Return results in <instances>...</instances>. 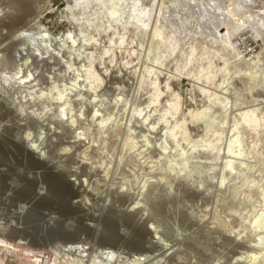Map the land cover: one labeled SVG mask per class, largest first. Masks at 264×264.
Masks as SVG:
<instances>
[{"label": "bare ground", "instance_id": "bare-ground-1", "mask_svg": "<svg viewBox=\"0 0 264 264\" xmlns=\"http://www.w3.org/2000/svg\"><path fill=\"white\" fill-rule=\"evenodd\" d=\"M27 1L28 0H11V2L16 5L13 6L17 7V11L10 12L7 8L5 10L3 9V14L2 16H0V21H1L0 25H11L16 23L19 24L23 22L27 18V16H31V11H29V9H25V5L26 8L28 7L27 4H25ZM73 1H74L73 3L66 2L65 4L64 10L69 12L67 19H69L71 22L72 21H76L78 23L86 22L89 25L91 23H94L98 32H97V36L94 35L95 33L91 36H86L84 34L83 28H80L77 33L68 31L65 36L66 37L65 39H69L71 42L70 45L74 48V52H72L74 54L72 56L66 55L63 52V49L66 46H68L66 45L67 40L65 41L64 38H62L60 45H58L59 42L58 43L56 42L57 39H55L54 36L49 34L48 31L44 29H39L38 27L37 28L27 27V26L23 28L21 27L14 33L13 37L11 38L16 41L15 42L16 46L14 48L11 47L8 50L4 49L6 42H3L2 39L5 36H4V32L2 31V27H0V50H6L5 53L1 52L0 55L2 57H5V59L7 58L9 60V63L13 65L11 69L12 71H5L4 73L5 78L3 77L4 78L3 82H0V86L3 87L1 91L4 92L5 90H8V88L12 85L27 86L29 90L28 89H24V90L30 93V95L32 96L31 92L35 88L36 89L40 88L38 90V93L34 92L35 93L34 95L39 97L46 94L50 95L52 94L53 90H56V94H52V97H54V99L58 101V104L54 106V111H50L47 109L48 111L43 110L41 114L39 111L33 109L32 106L30 107V111H31L30 116L31 115L35 116V119L33 120V123L35 124L33 126L34 127L36 126V128L38 126V129L42 128V131H39L37 129L38 135L36 136L30 135L31 133L30 130L29 131L26 130L24 131V133H18V132L17 134L13 133V135L15 136L14 139L19 141V146L22 149V151L28 153L34 152L35 160H36L35 166L39 167L40 169L34 170V173L30 176L27 175L26 181L22 183L19 187H16L19 184V182L17 185L15 184L10 186V187L14 186V189H16V191L14 190L15 191L14 195L17 196L18 200H24L25 198L26 199L24 200L23 203L21 202L22 204H18L17 208L12 211V215L14 216V218L9 222H13L12 224H10L13 226L12 227L8 226L9 228L7 229L11 230L10 232L13 234L19 233L17 231L21 230L20 229L21 226L19 224L23 222L22 217L24 216L23 212L25 208H27V210L25 209L26 210L25 217L34 218L36 207H38L39 205H48L55 203L59 207L71 209L73 211H79L77 214V222H76L77 224H75L71 232L69 231V228L72 227L74 223L72 224L71 221L70 223L69 222L65 223V221L64 222L62 221L63 222L62 224L61 222L58 221L59 217L56 220V215L55 214L53 215V213L49 214L47 217H44V221H43L44 222L43 226L44 225L47 226L49 230L48 232L52 234H55L56 232H60L61 234L64 232L71 234L68 238H66L65 241L66 243L60 242L59 243L60 245L58 243L55 244V246H57L56 247L57 252H64L66 253V256L67 254L71 255V259L67 261V264H146L147 262L153 264H159L161 260L162 262H165V259H162L165 256L169 257L172 254L178 253L180 249L183 247V246L181 247L183 241L187 238L188 234H190L195 228H198L200 230L201 228H203V230L204 228H206L208 231H210L211 234H213L212 235L213 240L211 242L212 244L230 247L229 248L231 250L230 258L229 257L225 258V256H221L223 258L220 259L219 256V258H215L217 259L218 263H216L217 261L216 262L214 261L215 263L213 264H264V192H263L264 187L260 188L261 191L259 193H257L258 191L255 192L257 195L258 194L262 195V197L260 195L259 197L263 198L262 199L263 204H261L258 211L256 210L255 212L254 210L255 214L252 215L250 219L248 218L249 222L247 225L245 224L246 226L244 225L243 227L239 228L240 226L243 225V223L246 220L245 221L244 219L237 220L236 218H234L231 221L232 223L231 227L229 228L228 225L227 226L228 229H227L225 228L226 224L224 225L223 221H221L220 223L218 222L212 223V221H207L206 213L196 212V214H193L190 210L187 209L188 208L187 205L185 206L181 205V207L176 208L174 212V214L176 213L174 218L176 219L177 222V227H176L177 230L171 229L172 231L170 230L167 232L164 229L163 230L153 229V227L151 228V226L148 225V222L155 218L154 216L149 214L150 213L149 210L145 209L148 206H146L145 208L143 207V204L145 202L142 204L143 201L142 198L138 197V196H142L140 195L141 188L144 186L145 183H141L142 185H140L137 189L134 188L135 190L130 189L131 187L129 186L131 183L129 184V186L126 184V186H128L129 188L123 187L125 186L122 183L123 181L121 182L122 185L111 184L110 186L107 187L105 186L106 189L105 188L104 189L106 191V194L110 196L111 200H109V202H106L105 198H103L102 194H100L98 199L100 200L103 199L102 201L104 202H102L101 204L102 206L99 209L100 213H97V216L99 215L100 220L104 224L105 231L99 234L101 237L100 241L99 242L95 241V243H97V247L93 248L95 246L94 245L93 247H90V249L88 250L89 244L87 239L85 240L86 237L83 238L81 237L82 235L81 236L79 235L83 231H86L88 233L90 231L91 232L90 236H96L94 232H96L97 230L96 226L98 225H94L92 223L91 226L89 224L90 221L84 222L85 219H95L96 218L94 214L95 212L92 213L93 211L87 209L86 206L84 205V201H85L84 199L86 197L85 192L81 193L80 198L78 199L75 198L72 201L75 202L78 200H82L83 203L82 205L79 206L78 204H71L69 202L64 203L63 201L64 195L61 193V191L63 188L64 181L67 182L70 188L74 189L75 187L78 188V185L80 183L82 184L86 177L89 179L93 177L92 180H94L98 177L102 178L103 176L104 177L107 175L109 176L108 174L109 172L107 170V166L109 164L104 167L101 165L103 168L100 167L101 169H99L98 165H91V164L86 165L85 164L86 161L83 160V158L78 157V158H74L76 159V164L73 166L57 167L58 163H60L61 161V157L68 152L71 146L68 144H63L60 147L61 149L60 150L58 149L60 152L57 153V157H58L57 159L56 157L54 159L53 156L48 157L47 154L48 149L44 148L45 146L50 145V143L53 140L52 138L49 137V135L57 132L56 130L57 126L55 122L56 118L66 116V117H70L72 121L76 119L75 116L73 115H79V114H74V112H72L74 111L72 106L73 103L78 104L76 111L78 112L83 111L84 107H82V104L79 105V102L77 100L84 99L83 102H85V107H87L88 104L93 103V109L92 108L89 109L88 107V109L86 108L85 111L90 110L89 111L90 120L94 118L93 122L97 126L99 125L100 127H103L105 125V122L110 120L111 116L113 115V114L111 115L110 113L103 115L101 112H99L98 106L100 104H98L99 103L98 100L101 93L96 92V87L100 85L101 81L105 80L104 81L106 84L104 85L105 90L108 89L113 92H116L119 95L118 97H121L120 94L123 93L121 91H123L122 89L124 86L122 84L121 86L120 84L115 83L116 81H121V78H119L120 76L117 77L118 74L116 75L112 72H109L110 70L108 71L109 73H107L106 69H102V71L100 70L98 71L97 65L94 64L95 63L94 51H96L95 49L97 46L101 45L102 49L104 50L102 53L97 55L100 60L103 59L101 54H103L104 56V54L107 52L109 53L113 52L111 51L112 46L110 44H107L105 46L103 43L106 39L105 38L106 36L108 40H110V42H113L114 39L116 38L119 39L120 43H124V41H126V45L129 46V48L133 45L132 42L134 41L133 39L134 36H138V35L139 37L145 36L150 41H153L154 39H158L162 41V39L164 38L163 43L169 41L170 49L169 48L168 49L173 50L176 46H178V42L176 40L178 39V37H175V33L176 35H178L177 33L184 31L185 34L192 35L191 37H194V34L196 35V33L200 34V36H202L201 34H204V37L206 36L207 39L205 40L203 39V41L206 44L207 43L211 44L212 51L210 52H212V54L209 55L206 66L202 67L199 70L201 72L205 69V73L203 74L204 82H208V84H210L212 88L217 89L219 92L209 91L207 88H203L205 85L202 87L201 84H199L201 87L198 86V89L199 90L201 89L202 92H206L205 93L206 102L204 101V103L200 105L198 104L199 102L198 99H197L198 102L197 103L195 102L196 99H193L194 96L191 97L189 95L187 96L186 94V96L182 95V97L180 98L176 90L175 91L171 90L169 91L170 95L173 94L174 97H170L169 99L166 98L167 100L164 99L165 101L168 102L161 111L160 116L156 118L157 120L155 119L154 121H149L148 118L150 119L151 116L150 113L152 112L150 111L149 108L151 107V103L153 105V103L160 101L158 99L159 97L161 98V96H159L161 92L165 91V89L166 90L170 89L169 77L171 75L168 74L170 72L168 73L166 72L168 74L167 76L165 75L166 77L162 73L160 76L159 73L161 71L159 70L161 68L159 70L156 69V65L162 64L163 60L165 59L164 58L165 55L158 52L156 56L154 55V57L151 58L153 61H155V64L147 63L144 64L142 67L143 71L139 82H142L141 78L143 76L144 71L145 72L152 71L154 74V78H153L154 86L152 87L153 91L152 93H150L148 97V101L146 102L144 101L146 105L145 106L141 105L142 107L140 106V108L135 107L136 105L133 106L132 109H130L128 117L123 122L124 124H122L121 122H115L114 124L116 126H119L121 123L123 126H126L125 133H123L124 140L125 142L127 141L126 143H128V141H131L132 143L133 141L134 142L136 141V137L134 136L135 128H132V126L141 127L142 126L141 123L143 122V124L145 125L144 129H146V131L145 133L144 132L138 133V136L142 137V141L144 140V142L143 143L141 142L142 144L141 143L140 144L142 146L145 145L153 148V146L158 143L159 146L162 148V150H165L167 147H170V145L168 146V144L171 142L170 140L172 139L173 141L175 138H177V136H179L181 140L186 142L185 145H187L186 148L183 147L182 150H179L180 153L176 154L177 156L179 154L187 155V159L184 161H180V163L183 162L182 163L183 165L186 163V161L190 163L191 161H195L196 164L197 162L206 163L208 166V169H206L208 170V173L209 170L210 172L211 170H213L215 171L214 174L215 173L219 174L220 178L218 179V182H214L213 177H215V175L212 176L211 174L209 175V177L210 176L212 177L210 178L208 177L206 183L202 182L204 180L201 179H199V181L194 182L191 177L189 178H191L190 180L192 181L189 182L186 181L185 179L188 175L185 173L186 174V176L184 175L185 180L179 177L173 178L174 183L181 189L182 194L189 196V198L192 196L191 198L195 197L201 201L208 199V197L212 195L211 193L213 189L217 190L218 189L217 186H218L219 187L218 190H220L222 182L228 175H230V173L232 174L235 172H240L245 167L247 168L249 167L247 162L249 160L245 158L246 148H244L243 146V137L244 135L249 134L251 132L257 133V129H259L261 126L264 127V60H262L264 56V0H73ZM73 8L81 9L82 15H80L79 17L73 15L72 13V11L74 10ZM62 11L63 10H61V12ZM179 22L183 25L187 24V26L183 27V29L180 27L181 30H178L179 28L178 25L177 27H175V25ZM101 33H104L106 36L101 38V36L104 35V34L102 35ZM111 34L113 36L115 35V38L113 36H110ZM182 38H185L184 35ZM189 40H191V38ZM55 43H57L58 46H55ZM190 45L192 48H194L193 44H189V47ZM206 46L207 45L201 47H206ZM206 48H207L206 50L209 51L210 47L209 48L206 47ZM220 48L221 50L222 48H224V50L227 49V51L224 53H220L221 55H219V58L213 61L211 56L213 57L215 54L221 52L219 51ZM131 50L132 52L134 51V49ZM112 55L110 58L108 57L109 61L113 60L112 58L114 56L112 57ZM69 57L72 58L70 59ZM75 57H77V59L78 58L86 59L87 62L85 61L86 63L84 62V63L76 64V61L74 60ZM201 57L203 56H200V58ZM232 60L233 61L238 60L242 62L245 65L244 71L242 72L240 71L241 73H239L238 70L236 71V69L230 71L228 69L229 66L228 64ZM148 61L149 59L147 61L145 60V62ZM260 61L263 62H261L260 64ZM61 66L63 67L61 68ZM68 70H72L71 79H66L64 77L66 71ZM164 70L162 71L163 73ZM218 70L221 77L223 78L219 82H216L217 80L215 81L214 77L216 76L215 74L217 73L216 71ZM165 71L168 70L166 69ZM40 74H42V76L45 75L43 76L44 81H41L38 78ZM107 74L108 77L105 79L104 76H106ZM189 74L187 73V75ZM199 75H198L199 77L198 80L201 79ZM229 78L231 79L228 81ZM196 80H197V76H196ZM43 82L44 84L42 85ZM161 82L162 84L161 86H159ZM199 83H201L200 80ZM237 84H240V86H238ZM241 84L243 86H241ZM163 86L164 89L161 91L160 88L162 89ZM117 89L118 91H116ZM171 89H173V87ZM242 90H245L246 92L243 94ZM2 97L0 98V100L5 101L7 105L6 108L4 107L3 110H0V120L1 118L4 117L3 113L8 112L7 107L11 106V99L8 98L7 100L6 98V100H4L5 97L4 98ZM112 97L116 98V96L115 97L112 96ZM167 97H169V94ZM136 98H139L138 95ZM29 99L32 100V97H29ZM100 99L102 100V98ZM152 107L154 109V105ZM0 108H1V104H0ZM142 109L144 110V112L142 115H140L142 113ZM167 114H170L173 117V120H171L173 122L171 124L168 123V125L166 122L167 117L164 118V116ZM137 115L141 116L140 118L141 122L139 121L140 124L137 123L138 121ZM10 118L12 117H9L0 122L2 129L4 128L6 130L8 128L9 123L7 121ZM131 118H133V120L138 125L137 124L133 125V123L130 122ZM168 119H170V117ZM162 121L166 122V124L164 125V132L159 133V130L156 129V126H158L157 125L158 122H160L161 124ZM103 122L104 125H102ZM147 132L154 133L153 136H151L152 134H149L153 139L152 143L150 142L151 139L148 136ZM224 133L225 136L227 137L226 144L222 147H219L218 141L223 138ZM84 134L85 131L84 129H82V132L79 135L82 138H84L85 136ZM79 135H78V139L80 138ZM134 138L135 140H133ZM162 142H164V144ZM175 145L179 146L180 144L175 140ZM210 149H215V152L211 154ZM72 151L73 149H71L69 152ZM84 151L85 149L80 151V153L82 154V152ZM85 155L86 154H84V156ZM42 158H46L45 160L46 163L41 162ZM185 158L186 156L183 159ZM112 161L110 163H112ZM142 162L144 163V161ZM119 164L120 163L118 161V165ZM149 164L146 165L150 166L151 164L150 165ZM198 165H200V163ZM149 168L151 169L152 166ZM159 170L157 172H159ZM150 172L151 171L149 170V173ZM153 172H155V170ZM69 174H75V177L69 178L67 180L65 176ZM159 175L154 180L151 179L148 180L147 177H146L147 179L143 180V182L146 183L150 182L151 186L147 188L150 189L151 187L153 191L156 190V194H158L160 197V199L156 203L153 202L155 208L157 209H159L161 206L163 207L165 201L167 200V196L161 194V191L163 190V186H164L163 183L161 182V178H163L162 177L163 174L161 175L160 178ZM31 176H35L36 178L29 180V177L31 178ZM114 176L115 175H113L112 177ZM42 177L46 182L45 185L41 183L36 185V188H34L35 187L34 183L37 182L38 180H42ZM151 177L152 176H149V178ZM202 177L203 176H201V178ZM189 178H187V180ZM163 179L164 180L162 181L164 182L166 179L165 177ZM75 180H77V183L75 182ZM124 180L126 181L127 179ZM111 182L116 184V182L118 181L114 182L111 180ZM256 183L257 181L254 182V184ZM83 186L84 187L87 186L86 189L87 191L91 190L88 180L87 183ZM83 186L82 188H80V190H84ZM149 189L148 192L150 191ZM171 189L173 190V187ZM132 196L133 199H131ZM5 200H6V195H2V197H0V202L4 203ZM145 200L146 199H144V201ZM190 203L192 202L190 201ZM200 203L202 204V202ZM208 204L209 203H206L207 206ZM197 205L200 204L198 203ZM94 206L96 207V205ZM191 209H193V207ZM145 210L147 211V213L145 212ZM200 210L201 209H199V211ZM144 212L146 213L145 215ZM152 223L154 224L153 220ZM119 224H123V225L125 224L126 227L117 229V226ZM26 225L28 226L29 224ZM6 226L7 224L0 223V232L1 231L4 232L6 230ZM245 228H248L247 230L248 232H246L247 235H245L246 237H244L243 235ZM193 237L196 236L193 235ZM76 244H81V246L85 245L86 252L80 254L72 252L71 247L75 246ZM225 254L226 253H224V255ZM195 259L193 258V260ZM8 262H11V258H8Z\"/></svg>", "mask_w": 264, "mask_h": 264}, {"label": "rangeland", "instance_id": "rangeland-1", "mask_svg": "<svg viewBox=\"0 0 264 264\" xmlns=\"http://www.w3.org/2000/svg\"><path fill=\"white\" fill-rule=\"evenodd\" d=\"M66 2L73 3L74 1L73 0H28L25 3V4H27L28 7L26 8V5H25V9H29V11H31V16H27V18L19 24L16 23V24H11V25H0V27H2V31L4 32V36H5L2 39L3 42H6L4 49L8 50L9 48H11V47L14 48L16 46V44H15L16 41L14 39H11V38L13 37L14 33L18 29H20L21 27L22 28L26 27V26L27 27H34V28L38 27L39 29H44V30L48 31L49 34L54 36L55 39H57L56 42L57 43L59 42L58 45H60L62 38H64L65 41L67 40L66 45H68L69 47L66 46L63 49V52L66 55L72 56L74 54V53H72V52H74V48L70 45L71 44L70 40L65 39L66 38L65 36H66L68 31H71L73 33L74 32L77 33L80 28H83L84 34L86 36H91L94 33H95L94 35L97 36L98 31H97L94 23H91L89 25L86 22L85 23L84 22L78 23L76 21L71 22L69 19H67L69 12L64 10ZM13 5H15V4H13L11 2V0H0V9H1L0 10V16H2V14H3V9L5 10L6 8L10 12L17 11V7H15L16 5L15 6H13ZM73 9H74L72 11L73 15H75L76 17H79L80 15H82L81 9H78V8H73ZM61 10H63V11L61 12ZM180 24H181L180 22L177 23L175 25V27H177V25H178L179 28L181 27L183 29V27L187 26V24H184V25L183 24L180 25ZM179 28H178V30H181V28L180 29ZM101 34L103 35L104 33H101ZM177 34L178 35H176V33H175V37H178V39H176L178 42V46L175 47L176 49L174 48L175 50L174 49L169 50L170 49V43H169V41L168 42L166 41V42H164L165 43L164 44L163 43L164 38L163 39L161 38L162 41L158 40V39H154L153 41H150L145 36H140V37H139V35L134 36V38H133L134 41L132 42L133 45L129 48V46L126 45V41H124V43H120L119 39L116 38V39H114L113 42H110V40H108V38L105 34L103 36H101V38L106 36L105 37L106 39L103 43L105 46L107 44H110L112 46L111 51H113V52L112 53L107 52L104 54V56H103V54H101V56L103 58L101 60L102 61L104 60L102 62L98 58L97 55L102 53L104 50L102 49L101 45L97 46L95 49L96 51H94V54H95V58H94L95 63L94 64L97 65L98 71L99 70L102 71V69H106L107 73L112 72L116 75L118 74L117 77L120 76L119 78H121V81H116L115 83L120 84V85L122 84L124 86L122 89L123 91H121L123 93H121V94L119 93L122 98L118 97L119 95L116 92H113V91L108 90V89L105 90V86H104V85H106L104 82L105 80L101 81L100 85L96 87V92L101 93L99 96V100H98L99 101L98 104H100V105L99 106L97 105L99 107V112H101L103 115H106L109 113L111 115L113 114L111 116L112 119L110 118V120L106 121L105 125L103 122V124H102V125H104L103 127H100L99 125L97 126L93 122L94 118L90 120V113H89L90 110L85 111L86 108L88 109V107H89V109H91V108L93 109V103L88 104L87 107H85V102H83L84 99L83 100H77L79 102V105L82 104V107H84V109L82 108L83 111H80V112L76 111L78 104L73 103V105H72L73 110H74L72 112H74V114H79V115H73V116H75L76 119H74L72 121L70 117H66V116H62L60 118L55 119L56 126H57V129H56L57 132L49 135V137L52 138L53 140L50 143V145L44 147L45 149H48L47 150L48 157L53 156L54 159H55V157L57 159L58 158L57 153L60 152L59 151L61 149L60 147L63 144H68L71 146V148H69L68 152L61 157V161H60V163H58L57 167H59V166H64V167L73 166L76 164V159H74V158H78V157L83 158V160L86 161V163H85L86 165H88V164L98 165L99 169H101L100 167H102V166L104 167V166H107L108 164L110 165V166L109 165L107 166V170L109 172V173L108 172L107 173L109 174V176L108 175L105 177L103 176L102 178L98 177L94 180H92L93 177H91L90 179L86 177L82 184L81 183L79 185L75 184V185H78V188L75 187L74 189L70 188V186H68L67 182L64 181L63 188L61 191V193L64 195V198H63L64 203L69 202L71 204H78L79 206L82 205V203H83L82 200H78L75 202H72V201L75 198H77V199L80 198L81 193L85 192L87 198L85 197V199H84L85 200L84 205L86 206L87 209L93 211L92 213L95 212L94 213L95 217H96L95 219H85L84 222L90 221L89 224L91 226H92V223L94 225H98V226H96L97 227L96 232H94L96 236H90V234H91L90 231H89V233L86 231H83L79 235V236L82 235L81 237H83V238L86 237L85 240L87 239L88 244H89L88 250L90 249V247H93L94 245L95 246L93 248L97 247V243H95V241L99 242L100 238H101L99 234L101 232L103 233V231H105L103 222L100 220L99 215L97 216V213H100L99 209L101 208V206H102L101 204L104 201H102L103 199H101V200L98 199V197L100 194H102V196H103V198H105L106 202H109V200H111V199H110V196L106 194L105 186L107 187V186H110L111 184L112 185H122L121 184L122 181H123L122 182L123 185H125L123 187H128L129 184L131 183L132 185L130 184V186H129V187H131L130 189H134V188L137 189L140 185H142L141 183H145L144 186L141 188V194L140 195H142V196H138V197L142 198V200H143V201L141 200L142 204L144 202L146 203V205H145V203L143 204V207L145 208L146 206H148L145 209L149 210V212H150L149 214H151L155 218V219H152L154 221V224L152 223V220H150L151 222L149 221L150 223L148 222V225H150L151 228L153 227V229H160V230L164 229L167 232L170 231L171 229L177 230V228H176L177 222H176V219L174 218L176 213L174 214V212H175L176 208L181 207V205L182 206L187 205L188 206L187 209L190 210L193 214H196V212L206 213L207 214L206 215L207 221H212V223H217V222L220 223L221 221H223L224 225L226 224L225 228L228 229L227 226L229 225V228L231 227V224H232L231 221L234 218H236L237 220H240V219H244V221L246 220L243 223V225L240 226L239 228L243 227L245 224L247 225L250 217H252V215L255 214L256 210L258 211L261 204H263L262 203L263 198H261L262 195H260V194L257 195L255 193L257 191H258L257 193H259L261 191L260 188L264 187V127L263 126H261L259 129H257V133L251 132L249 134L244 135V137H243V146H244V148H246V151H245L246 157L245 158L247 160H249V161H247L249 167L248 168L245 167L240 172H235L232 174L230 173V175H228L224 179V181L222 182L220 190H218L219 189L218 186H217V188H218L217 190L213 189V191L211 193L212 195H210L208 197V199H205L206 202H205V200L201 201L195 197L191 198L192 196L189 198V196L182 194L181 189L177 185H175L173 178L179 177V178H183V180L186 179V181H189V182H191L192 180L195 182V181H199V179H201V180H204L202 182L206 183V180H208L207 178L209 177V175L212 174V176L215 175V177H213V181L218 182V179L220 178L219 174H217V173L214 174L215 171H213V170H211V172L213 171L212 173L209 170V173H210L209 174L208 170H206V169H208V166L206 163H203V162H199L200 165H198L199 164L198 162L196 164L195 161H191V163L186 161V163L184 162L185 163L184 165L182 164L183 162L180 163V161H184L187 159V155L186 154H183V155L179 154L177 156L176 154L180 153L179 150H182L183 147L186 148L187 145H185L186 142L181 140L179 138V136H177V138H175L173 141L171 139L170 140L171 142L169 141L170 143L168 144V146L170 145V147H167L165 150H162V148L159 146L158 143L156 145H154L153 148L149 147V146H145V145L142 146L141 144L144 142V140L142 141V137L138 136V133H140V132L145 133V131H146V129H144L145 125L142 122L141 123L142 126L141 127L139 126L141 129L138 126L137 127L132 126V128H135V132H134L135 134L134 133H132V134H134V136L136 137V141L135 142L133 141L132 143H131V141H128V143H126L127 141L125 142L123 133H125L126 126H123L122 124H124L123 122L128 117L130 109H132V107L135 105H136L135 107H137V108H140L141 105L145 106L146 105L145 102L148 101V97H149L150 93H152V91H153L152 87L154 86V84H153L154 74L152 71H150V72L144 71L143 76L141 78L142 82H139L142 71H143L142 67L144 64H147V63H154L155 64V61H153L151 58H153L154 55L156 56V54L158 52L164 54L165 59L163 60L162 64L156 65V69L159 70L161 68L159 70V71H161L159 73L160 76H161V73L164 76L165 75L167 76L168 74L171 75L169 77V80H170L169 88L170 89H168V90L165 89V91H162L164 89V86L162 87V89L160 88V90L162 91L161 94L159 95V96H161V98L159 97V99H158L160 101L153 103L154 109L152 107L153 106L152 103H151V107H149L150 111L153 112V113L151 112L150 115L154 116V117L150 116V119L148 118L149 121H154L156 118H158L160 116L161 111L163 110V108L166 106V104L168 102V101H165L164 99H166V98L169 99L170 97H174L173 94L170 95L169 91H171V90H173V91L176 90L178 92L180 98L182 97V95L186 96V94H187V96L188 95L191 97L194 96L193 99H196V101H195L196 103L199 101L200 103L198 102V104H200V105L202 103H204V101L206 99V97H205L206 92H202L201 89L200 90L198 89V86H200L199 84H201L202 87L205 85L203 88H207L209 91L219 92L217 89L212 88L210 86V84H208V82H204L203 74L205 73V69L201 72L199 70L202 67L206 66V64L208 62V57H209V55L212 54V52H210V51H212L211 50V48H212L211 44L210 43L206 44L203 41V39L205 40V39H207V37L206 36L204 37V34H201L202 36H200V34H198V33H196V35L194 34V37H191L192 35H190V34L187 35L184 33V31L177 33ZM183 35L185 38H182ZM110 36H113V35L111 34ZM113 37L115 38V35ZM188 38L189 39L191 38V40H189ZM187 41H189V42H187ZM57 43H55V46H58ZM139 43H140V46H139ZM101 44H102V41H101ZM189 44H193L194 48H192L191 45L189 47ZM203 44L207 45L206 47H208V48L210 47L209 51L206 50L207 49L206 47H201V46H204ZM163 46H165V47H163ZM167 46H169V47H167ZM143 48H144V50H143ZM101 49H102V51H101ZM131 49H134V51L132 52ZM178 49H179V51H178ZM88 50H86V51H88ZM158 50H160V51H158ZM201 50L205 51V52H202ZM176 51H178V52H176ZM219 51H221V52L215 54L213 56L214 58L211 56L213 61L217 60L219 58V55H221L220 53L226 52L227 49L224 50V48H222V50H221V48H220ZM1 52L5 53L6 50H0V53ZM110 54L111 55L113 54L112 57L113 56L114 57L112 58L113 60L109 61V58L111 57ZM147 54L149 57L147 56ZM200 56H203V57L200 58ZM169 57H171V58H169ZM167 58H168V60H167ZM263 58H264V56H263ZM263 58H262V60H264ZM148 59H149V61L145 62V60L147 61ZM74 60L76 61V64L84 63L86 61V59H83V58L77 59V57H75ZM204 60H207V61H204ZM97 61L98 62L100 61L101 63L100 62L98 63ZM261 62H263V61H260V64H261ZM106 63H107V65H106ZM241 63L242 62H240L238 60H235V61L232 60L228 64L229 65L228 69L230 71H233L234 69H236V71L238 70V72L241 73L245 69V65L243 63L242 64ZM100 65H102V66H100ZM12 66L13 65L9 63V60L7 58L5 59V57H2L0 55V82H3V79L5 78L4 77L5 71H12L11 70ZM62 67L63 66H61V68ZM165 68L168 71H165L166 70ZM163 70H164V73L162 72ZM166 72L167 73L170 72V73L167 74ZM176 72H178L179 74ZM180 72L184 75H182ZM216 72H215L216 76L214 77L215 78L214 80L215 81L217 80L216 82H219L223 77H221L219 70ZM187 73L188 74L190 73V74L187 75ZM195 73H197V74H195ZM180 75H182V76H180ZM190 75H192V76H190ZM198 75L201 77V79H199L201 83H199ZM43 76H45V75H43ZM43 76H42V74H40L38 78L41 81H44ZM196 76H197V80H196ZM64 77L66 79H71L72 70L66 71ZM107 77H108V74L106 76H104L105 79ZM230 79L231 78H229L228 81ZM235 79H238V78H235ZM226 81H227V79H226ZM43 84H44V82L42 83V85ZM161 84H162V82L160 83L159 86H161ZM237 85L240 86V84H237ZM241 86H243V85L241 84ZM172 87H173V89H171ZM2 88L3 87L0 86V96L1 97L3 96L2 98L5 97L4 100H6V98H7V100H8V98L11 99V106L7 107L8 112L3 113L4 117L1 118L0 122L2 120L9 118V117H12L7 121L10 125L8 124V128L6 130L4 128L2 129L1 125H0V197H2V195H6L5 202L4 203L0 202V221H1L0 223L1 224H7L6 230H8L7 229V228H9L8 226H11V227L13 226V225H10L13 222H9L10 220H13V218H14V216L12 215V211L17 208L18 204H22L24 202V200L26 199L25 198L24 200H18L17 196L14 195L16 189H14V186L13 187H10V186L15 185V184L17 185L19 182V184L16 186V187H19L22 183H24L26 181L27 175L30 176L34 173V170L40 169L39 167L35 166L36 160H35L34 152L28 153V152L22 151V149L19 146V141L14 139L15 136L13 135V133H16V134H17V132L18 133H24V131L30 130L31 131L30 135H35V136L38 135V130L42 131V128L38 129V126H37V128H36V126L35 127L33 126L35 124V123H33L35 116L34 115L30 116V113H31L30 107L32 106L33 109H35L36 111H39L41 114V112L43 110L54 111V106L58 104V101H56V99H54V97H52V94H56V90H53L52 94H50V95L48 94L49 96L46 94L47 96L43 95V96L37 97L34 94L38 93V90L40 88H37V89L35 88L31 92L32 96L30 95V93H28L27 91L24 90V89H28L27 86H18V85L13 86L12 85L8 88V90H5L4 92L1 91ZM116 91H118V89ZM242 91H243L242 92L243 94L246 92L245 90H242ZM163 92H164L165 96H164ZM167 92H169V93H167ZM208 93H210V92H208ZM114 94H116V95H114ZM168 94H169V97H167ZM137 95L140 99L136 98ZM112 96H114V97L116 96V98H113ZM29 97H32V100H30ZM100 98H102V100ZM141 98H143V99H141ZM197 99H198V101H197ZM123 100H125V101H123ZM138 100H139V102H138ZM100 102H102V103H100ZM0 104H1L0 110H3L4 107L6 108L7 104L5 101L0 100ZM28 105H30V106H28ZM19 107H20V110H19ZM143 112H144V110L142 109V113L140 115H142ZM140 115H137V120H138L137 123L138 124H140V122H141V119H140L141 116ZM167 115H165L164 118L167 117L166 122L168 125V123L171 124L173 122V121H171V120H173V117L170 114H167ZM169 117H170V119H168ZM113 118H114V120H113ZM115 122H121L122 124L120 123V125L123 127H121L120 125L116 126L114 124ZM130 122H132L133 125L137 124L133 120V118L130 119ZM166 122L162 121L161 124H160V122L157 123L158 126H156V129L159 130V133L164 132V125L166 124ZM82 129H84V131H85L84 138H82L79 135V134H81ZM118 129L120 132L118 131ZM136 129H138V130H136ZM137 131H139V132H137ZM149 134H152L151 136H153L154 133H151V132L148 133V136L151 139L150 142L152 143L153 139ZM78 135L80 136L79 139H78ZM226 139H227V137L225 136V133H224L223 138L218 141L219 147H222L226 144V141H227ZM133 140H135V138ZM175 140L177 142H179V144H180L179 146L175 145ZM162 143L164 144V142H162ZM76 144H77V146H76ZM121 148H122V150H121ZM71 149H73V151L69 152ZM84 149H85V151L82 152V154H81L80 151H82ZM143 150L146 152V154ZM210 151L212 154L215 152V149H210ZM86 152H89V153H86ZM78 153H79V155H78ZM84 154H86L87 156L86 155L84 156ZM143 155H144V157H143ZM118 156H119V158H118ZM185 156H186V158L183 159ZM145 158H146V160H145ZM114 159H115V161H114ZM121 159H122V161H121ZM45 160H46V158H42L41 162L46 163ZM111 161H112V163H110ZM118 161L120 163L119 165H118ZM142 161H144V163ZM146 164H149L150 166H148ZM186 164H188V165H186ZM151 166H152V168H151L152 170L149 168ZM216 169H217V167H216ZM149 170L151 171L150 173H149ZM154 170H155V172H153ZM158 170L161 173L157 172ZM164 171H166V172H164ZM190 172H192L193 174ZM185 173L188 174L186 178H185V176H186ZM205 173L208 175H206ZM152 174H154V175H152ZM162 174H163L162 177L163 178L165 177L166 180L164 181L165 182L164 183L162 181L164 179L161 178V182L164 185L163 190L161 191V194L164 196H167L168 201L166 200L167 202L165 201L164 206L163 207L161 206L159 209H157V208H155L153 202L156 203L160 199V197L158 194H156V190L153 191V189H151V187H150V189L147 188V187L151 186L150 182L146 183V182H143V180H145L147 178H148V180H150V179L154 180L158 175L160 178ZM165 174L167 175V177ZM111 175L112 176L115 175L116 177L115 176L112 177ZM119 175H121V176L124 175V176L121 177ZM193 175H194V177H193ZM198 175H201L203 177L201 178V176H198ZM84 176H86V175H84ZM96 176H98V175H96ZM149 176H152V177L149 178ZM168 176L169 177L171 176V177L169 178ZM212 176H210V177H212ZM73 177H75V174H69V175L65 176V178L67 180L69 178H73ZM81 177H82V175H81ZM110 177H112L113 179ZM119 177H121V178H119ZM189 177H191L192 180H190L191 178H189ZM33 178H36V177L31 176V178L29 177V180H32ZM187 178H189V179L187 180ZM106 179H108L109 181ZM124 179H127L128 181L127 180L125 181ZM171 179H173V180H171ZM194 179H196V180H194ZM87 180L89 181L90 188H91V190H88V191L86 190L87 186H85V187L83 186L87 183ZM95 180H97V181H95ZM103 180H105V181H103ZM111 180L114 182H116V181H118V182H116V184H115V183H112ZM10 181H11V183H10ZM107 181L109 182V184ZM256 181H257V183L254 184V182H256ZM75 182L77 183V180H75ZM172 182L174 183V185ZM41 183L43 185H45V183H46L45 180L43 179V177H42V180H38L37 182L34 183V185H35L34 188H36V185L41 184ZM134 183H135V186H134ZM170 183H171V185H170ZM104 184H106V185H104ZM126 184L128 186H126ZM136 184H137V186H136ZM82 186H83L84 190H80V188H82ZM172 187H173V190L171 189ZM148 189L153 194H155L156 196L153 195L150 191H149L150 192L149 193ZM164 191H166V192H164ZM176 191H177V193H176ZM263 192H264V190H263ZM177 194H178V196H177ZM146 195H147V198H146ZM181 195L182 196L184 195V196L182 197ZM259 195L261 197H259ZM152 196L154 199L152 198ZM179 196H180V198H179ZM143 198L146 200L144 201ZM131 199H133V196ZM179 200H180V202H179ZM184 201H185V203H184ZM190 201L192 203H190ZM200 202H202V204ZM5 203H6V205H5ZM198 203L200 205H197ZM206 203H209L208 206L206 205ZM191 204H193V205H191ZM94 205H96V207ZM168 205H170V206H168ZM39 206L36 207L34 218H26L25 217V213H26L25 211L27 210V208H25L26 210L24 209V212H23L24 216L22 217L23 222L19 224L21 226V228H20L21 230L17 231L19 233L13 234L10 232L11 230H8V231L3 230L4 232L1 231L3 234L0 232V264H67V261H69L71 259L70 254H67V256H66V253H64V252H57V250H56L57 246H55L56 243H58V244L60 242L66 243L65 242L66 238H68L71 234L66 233V232H64L62 234L60 232H56L55 234H52V233L48 232L49 230H48L47 226H45V225L43 226V223H44L43 221H44V217H47L49 214L53 213V215L54 214L56 215V220L59 217L58 221L61 222L62 224L64 221H65V223L66 222L70 223V221L72 224L74 223V225L69 228V231L71 232L73 230L75 224H77L76 223L77 222V214L79 211H73L71 209L62 208V207H59L55 203L48 204V205H39ZM192 207H193V209H191ZM92 208H93V210H92ZM205 208H206V210H205ZM199 209H201L202 211L201 210L199 211ZM146 210H145V212L147 213ZM254 210H255V212H254ZM9 212H10V214H9ZM145 212H144V215L146 214ZM157 215H159V216H157ZM156 219H158V220H156ZM155 221H156V223H155ZM26 224H29V225L27 226ZM158 225H161V226H158ZM123 227H126L125 224L124 225L119 224L117 226V229H120ZM205 229L206 228H204V230ZM204 230H203V228H201V230L198 228H195L192 231L193 233L189 232L190 234H188L187 238L181 244V247L182 246L183 247L180 249V251L178 253L172 254L169 257L165 256L164 258H162V259H165V262H162V260H161L159 264H191L192 262H193L192 264H198V263H200V264H203V263L204 264H210V263L213 264L217 261V259H215V258H219V256H220V259L223 258L221 256H225V258H227V257L230 258V255H231V250L229 249L230 247L212 244L211 242L213 240L212 239L213 234H211V232L208 231L207 229L205 230L206 232ZM247 230H248V228H245L244 234H243L244 237H246L245 235H247L246 234V232H248ZM193 235L196 237H193ZM210 237H211V239H210ZM208 239L210 240V242ZM215 246H217V247H215ZM67 247H65V248H67ZM85 248H86L85 245L81 246V244H76L75 246L71 247V250L74 253L80 254V253L86 252ZM110 248H112V247H110ZM224 253H226V254L224 255ZM8 258H11V262H8ZM191 258H192V260H191ZM193 258L194 259L196 258V259L193 260ZM196 260H197V262H196ZM204 260H206V261H204ZM194 261H195V263H194ZM198 261H200V262H198ZM216 263H218V261ZM146 264H153V263L147 262Z\"/></svg>", "mask_w": 264, "mask_h": 264}]
</instances>
